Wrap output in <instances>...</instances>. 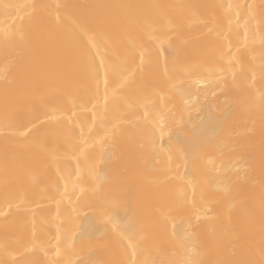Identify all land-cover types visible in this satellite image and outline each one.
<instances>
[{"label":"bare ground","instance_id":"bare-ground-1","mask_svg":"<svg viewBox=\"0 0 264 264\" xmlns=\"http://www.w3.org/2000/svg\"><path fill=\"white\" fill-rule=\"evenodd\" d=\"M0 264H264V0H0Z\"/></svg>","mask_w":264,"mask_h":264}]
</instances>
